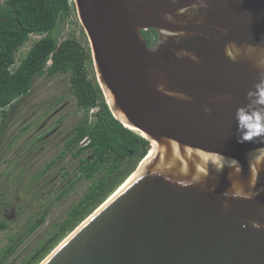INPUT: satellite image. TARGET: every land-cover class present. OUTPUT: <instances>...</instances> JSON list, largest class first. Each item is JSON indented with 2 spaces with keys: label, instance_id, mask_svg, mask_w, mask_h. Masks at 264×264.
<instances>
[{
  "label": "water",
  "instance_id": "95a60500",
  "mask_svg": "<svg viewBox=\"0 0 264 264\" xmlns=\"http://www.w3.org/2000/svg\"><path fill=\"white\" fill-rule=\"evenodd\" d=\"M75 8L107 104L150 158L39 264H264V0Z\"/></svg>",
  "mask_w": 264,
  "mask_h": 264
},
{
  "label": "trees",
  "instance_id": "16d2710c",
  "mask_svg": "<svg viewBox=\"0 0 264 264\" xmlns=\"http://www.w3.org/2000/svg\"><path fill=\"white\" fill-rule=\"evenodd\" d=\"M73 10L75 5L70 4L69 0H5V6L0 10L2 122L8 119V107L31 92L36 77H54L70 72L77 105L86 114L84 121L75 127L73 135L66 141V148L77 157L90 151L89 157L80 159V178L93 180L102 173L65 221L57 226L55 235L45 244L41 241L21 264H39L130 177L140 161L144 162L149 156L147 154L151 148L148 139L113 115L99 83L88 77L87 50L79 40L73 37L64 40L58 38L61 21ZM4 16L8 20H4ZM32 34L40 35V38L16 63L17 52L31 39ZM143 34L150 46L158 37L156 30L151 28L144 30ZM88 55L92 63L90 51ZM94 107L97 110L91 116L89 112ZM86 136H89L90 142L80 146V141ZM44 221L45 217L31 225L30 231ZM8 229L9 223L0 219V232ZM15 248L14 242L5 248L0 256V264Z\"/></svg>",
  "mask_w": 264,
  "mask_h": 264
},
{
  "label": "rangeland",
  "instance_id": "374dc122",
  "mask_svg": "<svg viewBox=\"0 0 264 264\" xmlns=\"http://www.w3.org/2000/svg\"><path fill=\"white\" fill-rule=\"evenodd\" d=\"M72 37L87 50L88 77L98 82L92 53V63L89 60L90 43L76 8L61 21L58 35L61 40ZM38 38L40 35H31L17 52L16 63ZM70 78V72L36 77L31 92L8 107L4 122L0 110V219L9 223V229L0 232V256L9 244H16L2 264H21L41 241L48 242L102 175L93 180L80 178V159L89 157L90 151L77 157L66 148V141L86 114L77 105ZM95 110L92 108L89 115ZM43 217L45 221L30 231Z\"/></svg>",
  "mask_w": 264,
  "mask_h": 264
},
{
  "label": "bare ground",
  "instance_id": "6f19581e",
  "mask_svg": "<svg viewBox=\"0 0 264 264\" xmlns=\"http://www.w3.org/2000/svg\"><path fill=\"white\" fill-rule=\"evenodd\" d=\"M149 158H150V154L144 160V162L141 165H139V167L134 171V173L122 184L123 186H125L127 183H129L139 172H141L142 170H144V168H146Z\"/></svg>",
  "mask_w": 264,
  "mask_h": 264
},
{
  "label": "built area",
  "instance_id": "2783aa9c",
  "mask_svg": "<svg viewBox=\"0 0 264 264\" xmlns=\"http://www.w3.org/2000/svg\"><path fill=\"white\" fill-rule=\"evenodd\" d=\"M70 4L75 5V0H69ZM90 142L89 136H86L80 141V146H86Z\"/></svg>",
  "mask_w": 264,
  "mask_h": 264
},
{
  "label": "clouds",
  "instance_id": "9594fccd",
  "mask_svg": "<svg viewBox=\"0 0 264 264\" xmlns=\"http://www.w3.org/2000/svg\"><path fill=\"white\" fill-rule=\"evenodd\" d=\"M258 103H264V91L258 93ZM246 139H250V137H245ZM258 226V225H256Z\"/></svg>",
  "mask_w": 264,
  "mask_h": 264
},
{
  "label": "flooded vegetation",
  "instance_id": "af4514ba",
  "mask_svg": "<svg viewBox=\"0 0 264 264\" xmlns=\"http://www.w3.org/2000/svg\"><path fill=\"white\" fill-rule=\"evenodd\" d=\"M5 6V0H0V10H2ZM1 15V13H0ZM4 20H8L6 16L3 17Z\"/></svg>",
  "mask_w": 264,
  "mask_h": 264
}]
</instances>
